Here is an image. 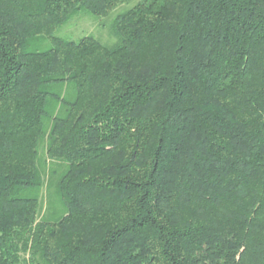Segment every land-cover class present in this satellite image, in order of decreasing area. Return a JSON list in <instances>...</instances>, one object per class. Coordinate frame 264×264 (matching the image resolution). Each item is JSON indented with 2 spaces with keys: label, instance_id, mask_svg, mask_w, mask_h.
Here are the masks:
<instances>
[{
  "label": "trees",
  "instance_id": "1",
  "mask_svg": "<svg viewBox=\"0 0 264 264\" xmlns=\"http://www.w3.org/2000/svg\"><path fill=\"white\" fill-rule=\"evenodd\" d=\"M130 1L0 0V264H264V0Z\"/></svg>",
  "mask_w": 264,
  "mask_h": 264
},
{
  "label": "rangeland",
  "instance_id": "2",
  "mask_svg": "<svg viewBox=\"0 0 264 264\" xmlns=\"http://www.w3.org/2000/svg\"><path fill=\"white\" fill-rule=\"evenodd\" d=\"M137 2L138 0H131L128 4L118 7L106 17H96L89 14L88 12H80L78 15L74 16L70 21H68L65 25L60 27L53 35L54 37H58L71 42H78L83 38L90 37L97 40L99 43L106 47H113L118 42V39L113 32V23L115 18L119 14H122L123 12L130 9V7L135 5ZM48 48H50V42L47 40L41 44L32 46L31 49L42 51L47 50ZM39 156L41 161L45 160L44 149L42 147L39 150ZM48 196V192L43 190V211L46 210L45 212H47L49 207L48 202L50 201V207H52L51 211H56L55 214L58 213L59 208L55 204V198L53 193H51L49 197L50 200Z\"/></svg>",
  "mask_w": 264,
  "mask_h": 264
}]
</instances>
